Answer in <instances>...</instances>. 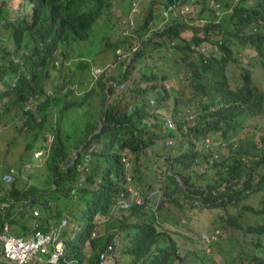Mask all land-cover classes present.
I'll list each match as a JSON object with an SVG mask.
<instances>
[{
  "label": "trees",
  "instance_id": "16d2710c",
  "mask_svg": "<svg viewBox=\"0 0 264 264\" xmlns=\"http://www.w3.org/2000/svg\"><path fill=\"white\" fill-rule=\"evenodd\" d=\"M108 1L111 2L57 0L56 4V0H0V124L6 128L1 132L10 134L15 140L22 135L20 130L24 126L27 130L41 127L43 139L46 130L53 133L51 151L44 160L45 170L38 175H43L39 182L27 178L20 184V177L24 175L19 174L25 173L22 169L11 172L10 179L6 181L10 168L16 167L9 165L0 169V234L28 236L35 229L46 232L63 216L69 219L74 211L80 210L81 224L77 227L66 225L60 231L66 243L65 252L55 262L42 264H98L99 253L106 252L107 244L114 240V253L115 256L116 251L120 253L118 259H123L122 264H204L201 256L198 258L202 262L195 258L188 244L187 247L176 244L179 237L188 243L195 242L203 221L195 217L183 226L180 216H174L176 209H168V213L161 214L166 208V198L148 205L129 198L131 195L128 196L121 160L123 150L134 153L136 160V157L139 159L138 153L146 151V147H151L154 152V147L164 145L165 141L160 138L187 134V147L174 156V160L189 164L203 157L207 162L209 152L204 151L203 145L197 147V142H203L205 136L211 135L215 139L214 134L218 132L220 139L231 140L239 133L238 125H243V119L254 123V130L264 129V122L258 125L259 118H264V92L251 83L248 73L243 75V81L236 89L223 82L221 75L225 69L220 61L225 65V61L235 59L221 50L227 47L226 38L221 45L218 38L214 42L221 47L220 53L210 51L209 56L202 52L196 55V46L206 39L209 41L210 35H196L197 28H193L190 37L184 36L181 34L183 27L178 23L170 25L163 38L154 41L155 50L146 54L150 72L140 73L127 93L112 98L106 104L107 95L113 93L117 86L107 80H114L117 75L127 79L130 77L128 72L135 68L130 63L125 69L120 67L119 74L111 73L104 79L103 74L96 76L92 66L85 61L87 56L93 57L92 51H97L100 37L97 31L90 29V23ZM117 1L127 3L130 0ZM206 2L211 15L217 10L223 12L221 19L210 24L211 33L220 38L237 33L246 17L252 16L251 10L253 19H256L259 8H264V0H237L230 11L227 9L230 5L228 0ZM54 7L57 9L52 15L50 11ZM251 42L260 51V39L254 35ZM181 72H185V76ZM209 73L215 77L205 82ZM184 77L188 79L190 88L185 99L188 105H193L196 113L194 123L185 129L182 122L177 121L174 128L166 129L162 114L171 104L172 114L177 115L181 108L177 96L180 91L173 83ZM74 84L83 89L82 93L73 98L67 95L57 98L59 89L70 90L68 85ZM41 94L45 96L44 100L35 111L22 108L26 101ZM152 97L154 104L151 105L149 98ZM72 105L80 109L92 106L94 118L86 120L84 129L70 137L71 133L65 129L61 118ZM22 111L26 119L18 125V120L23 119ZM99 122H102L101 127L94 131ZM39 135L36 133L32 137ZM244 138L250 139L247 134ZM244 144L241 139L240 146L232 148L233 141H230L228 145L238 153L230 152L234 159L227 156L210 164L216 167L220 178L216 183L226 181L231 191L229 197L239 198L242 189L253 187L261 190L260 201L264 209V176L256 181L245 180L241 188L236 185L240 178L250 177L254 169L253 165L244 168L240 158L246 152V147L240 151ZM25 146L27 149L28 144ZM74 149H77L75 160L66 165ZM85 152L89 153L85 162L88 170L82 171L77 164L83 162ZM130 171L132 175H138L137 167H130ZM148 176L147 168L138 175L142 187L153 184ZM171 179L174 180L173 177ZM78 180L83 184L76 188ZM74 189L76 193L72 192ZM121 189L125 191L123 200L127 204L124 206L123 200L119 201ZM143 197L150 202L149 195L144 194ZM36 208L37 214L33 212ZM178 208L183 209L181 202ZM171 214L175 224L164 223L162 216L170 218ZM100 217L110 218L104 221V231L94 233ZM185 227L192 236L183 235ZM212 243L215 245L216 240L213 239ZM0 264H16L5 255L2 239Z\"/></svg>",
  "mask_w": 264,
  "mask_h": 264
},
{
  "label": "clouds",
  "instance_id": "9594fccd",
  "mask_svg": "<svg viewBox=\"0 0 264 264\" xmlns=\"http://www.w3.org/2000/svg\"><path fill=\"white\" fill-rule=\"evenodd\" d=\"M153 3L155 5L152 6ZM229 3L230 5L227 7L228 11L231 10L232 5L237 3V0H228V4ZM28 6L31 7L30 4H28ZM208 7L209 5L206 0H130L127 3H121L117 0H111V2L108 1L106 6L102 9V12H97L90 23V29L97 31V33L100 34V37L97 41L99 42L97 51H92L93 57L87 56L85 61L88 62L90 66H92V72L96 76L103 74L104 79H107L111 73H114L115 75L119 74L120 67L125 69L130 63L134 64L135 68L128 72L130 77L127 79L126 76L117 75L114 80H107L108 83H115L117 86L113 93L111 92L107 95L106 104H108L112 98L116 96L120 97L122 93H127L128 87L132 85L133 80L135 81L139 77L140 73L148 74L150 72V68L147 63L149 60L147 57L149 56H146V54L155 50L156 46L154 45V41L163 38L165 31H168L170 25L178 23L183 27L181 34L184 36L190 37L193 34V28H197V32H195L196 35L203 36L205 33L206 34L204 36H207V34L210 35L209 41L206 39V41H204L200 46H196V53L194 54L199 55V53L202 52L201 54L209 56L210 51H214V53L218 54L221 52V50H223L225 53L231 54L235 58L234 60L230 59L229 61H225V65L218 59L220 64H222L223 68L225 69L224 74L221 75L224 83H228L231 87L236 89L239 85H241L243 81V75L248 73L247 76H250L251 83L264 92V86L262 85L264 76L262 78V76L255 70V68H258L261 71L264 70V8H259L256 19H253L254 12L251 10L252 12L250 11L249 13H251L252 16L246 17L244 24L238 28L239 31L237 33L225 34V36L222 35L223 38H220L219 35L217 36L214 33H211L212 31L210 29V24L211 21H217L218 18L221 19L223 17V12H219L217 10L211 15ZM56 9L57 8L54 7L50 11L52 15H55ZM254 35L260 39V51H258L251 42L254 38ZM211 36H215V38L212 39ZM262 37L263 40L261 41ZM217 38L219 39V45H221L224 41V38H226L228 40L226 45L227 47L221 48L218 44H214ZM212 43L216 46V48L209 47L212 45ZM143 59H145V63ZM138 64L141 65L137 67ZM181 73L185 76V72ZM122 77H125L124 80L119 82L118 80H120ZM213 77L215 76H213L212 73H209L207 79H205V82H207L208 79L211 80ZM253 77L259 78L261 81L256 82ZM182 80L185 81L186 85L188 86V79L186 80L184 77ZM182 80H177L176 83H173L176 86V89L180 91L177 96L179 95L181 108L178 110L177 115L174 116L172 114L171 104H169V109L165 110V112L162 114L163 126L166 129L174 128L177 121L182 122L185 129L188 124L194 123V116L196 113L195 110H193V105H188L186 99L183 100L182 98L183 93L182 86L180 84ZM12 81H14V79H12ZM57 82L59 84L60 81L58 80ZM68 86L70 90L59 89L56 92L57 98L64 97L65 95H67L68 98H73L82 93L83 89H80L78 84ZM44 97L45 96L41 94L38 97L29 99L26 101L27 104L24 103L26 105L25 108L35 111V108L40 106V102H43ZM30 102H33L34 108L31 107L32 105ZM149 103L151 105L154 104L153 97L149 98ZM181 104H183V106H181ZM75 107V105H72L68 107L67 110L73 109ZM67 110L64 112L61 119L68 116ZM21 117L25 120L26 114L24 113L23 116L21 115ZM37 119H39V117H37ZM101 125L102 122H99L98 127L94 131H98ZM240 131L241 130H239V133L231 140L220 139L219 133L217 132L214 134L215 139H213L211 135H207L204 137L203 142L198 141L197 147H202L203 145L204 151L209 152L207 162L203 159V157L198 158V162L189 164H186V162L180 163L174 160V156L182 153L183 148L187 147L185 143L188 138L187 134L184 136H180L179 134L175 137L160 138L165 141L164 145L154 147V152H152L151 147H146V151L138 153L139 159L136 157V160L134 153H131L128 150H123L124 154H122L123 156L121 157V160L125 168V178L126 184L128 186L127 192H129L128 196L131 195L129 198H134L136 202L141 203L144 201L145 205H148L153 202H158L162 198H166L167 203L164 204L166 206L165 210H163L165 211L164 213H168V209H176L174 216L179 215L181 217L183 212L188 209L196 210L197 213L200 214V216L195 215L196 219H201L202 221L204 218L201 216V212L206 208V205L209 208H221L220 206L225 208V213H220L219 217L215 218L214 220L221 222V231H219V228H213L212 230L207 231V234L204 235L201 227L200 234L195 242H185L184 244V241L182 240L184 239L183 237L182 239L179 237L177 241L175 240L179 247H187L188 244L189 248L194 251V256L199 262H202V259L198 258L200 256L197 251L192 248V246H199L200 248L205 244L209 246L213 239L217 241L220 236L227 237L232 242V237L225 234L227 228L225 221L229 222L228 218L230 217V215L227 216V211L232 213V211H229V209H231V205L237 206L240 204L242 210H246L250 213L264 212L263 204L260 201V199H262L261 190H254L253 187H246L244 190H241V193L238 195L239 198L229 197V193L231 191H229L227 188L226 181L221 180L220 183H216V181L220 178H218L216 167L210 164L214 161L222 160L223 157L230 156L231 158L234 153L232 148L240 146V141L242 139V142L245 144L241 147L240 151H243L244 147H246V152H244L242 156L240 155V158L243 159L244 168L253 165L254 169L252 171L253 174H251L250 177L247 175L246 178H240L236 185L241 188V184H243L245 180L256 181L259 179V177L264 176V141H262L264 129H256L250 134L246 133L250 139L244 138L246 134L244 136H240ZM255 132L257 133L256 140L253 136ZM44 134L45 138L43 139L41 136V142L32 151L33 156L39 161L38 165H42V163H44V160L51 151L52 146L53 133L50 130H46ZM230 141H233L232 148L228 145ZM252 141L253 145L251 144ZM213 145L214 149L220 147L226 148L227 155L222 156L221 154L213 151ZM91 148H89V151ZM39 150L42 151V154L36 156L35 152ZM76 152L77 149L72 151L71 157L66 162V165L74 162ZM230 152H233L232 155H230ZM235 153L238 154L237 152ZM73 157L74 159H72ZM88 157L89 153L85 152L82 158L83 162L77 164L79 170H88V166L85 163ZM231 159L233 160L234 157L232 156ZM192 166L196 167L195 173L196 176L199 177L198 179L188 175V168ZM130 167H137L138 175L144 171L145 168H147L148 172L150 173L148 179H150L153 184L147 187H142L139 182L138 175H132ZM11 168H13L14 171L18 169L14 167ZM28 168L29 165L24 163L23 167L19 169H22L23 171L27 170ZM210 170L212 171L211 175H209L210 177L206 179L205 174H209ZM21 175H24V173L21 172ZM171 177H173L174 180L171 179ZM27 178L29 177L27 176ZM82 184L83 183L81 180H78L76 188L80 187ZM72 192L76 193V189L72 190ZM152 192H155L159 195L157 200H153L152 196L150 195ZM254 193H258L257 204H251L248 202V200L251 199H246L248 195H252ZM119 194V201H121L124 199L123 194H125V191L121 189ZM144 194L149 195L150 202H146L144 200ZM208 195L209 197L206 198ZM253 199H256V197ZM180 202L182 204V210L178 208L180 207ZM126 204V201L123 200L122 206ZM242 210L235 212V215L233 214L234 223H229L235 229L239 228V233L241 234L250 232L251 237L248 242L254 243V245L249 246V251H244L238 247L234 249L232 244V247L229 251L231 255L230 259L232 261H229L231 264H237L235 262L237 254L243 251L247 252L248 255L242 259L239 264H264V257L260 258L250 251L255 247V244L259 245L260 240L264 237V222H256L253 225L242 222V220L237 218L238 216H242ZM33 212L37 214L38 208L34 209ZM222 216L223 218L225 217L223 219L224 223L222 222ZM108 218H103L101 221H105ZM63 220H65V222H63ZM66 225H69V219L68 217L63 216L57 224L51 225L50 229L46 232L40 229H35L28 236H18L25 239H32L36 230L49 233L53 229H56L58 231V237L64 241V239L60 236V231ZM35 226L36 223H34L33 227L35 228ZM96 232L97 231L95 230L94 233ZM182 233L184 236H192L188 229H183ZM193 237H196V234H194ZM113 243H108L112 244V248H107V251L105 252L106 254L110 253L113 256V260L111 262H107V264H122L118 259L120 253L116 251V256L114 253V249L116 250L115 240ZM231 251L237 252L235 254H231ZM14 261L16 262V260ZM27 264L35 263L32 262Z\"/></svg>",
  "mask_w": 264,
  "mask_h": 264
},
{
  "label": "rangeland",
  "instance_id": "374dc122",
  "mask_svg": "<svg viewBox=\"0 0 264 264\" xmlns=\"http://www.w3.org/2000/svg\"><path fill=\"white\" fill-rule=\"evenodd\" d=\"M13 3H16V2H13ZM13 9H16V6H13ZM211 37L212 39L215 38V36L214 37L211 36ZM209 47L216 48V46L213 43ZM246 52H250V51H246ZM140 65L141 64H138L137 67H139ZM255 70L263 78L264 70L261 71L258 68H255ZM51 72H54V70L52 69ZM254 80L256 82L261 81V79L259 78H254ZM180 84L182 86V93H183L182 98L184 100L186 98L185 96L188 95L189 87L186 85L185 81L183 80L180 82ZM262 85L264 86V79H263ZM30 103L32 105L31 107L34 108L33 102H30ZM25 106L22 108L25 109ZM181 106H183V104H181ZM67 112H68V116L63 118L62 120L65 125V129L71 133L69 134L70 137H73L74 134H77L80 130L84 129L83 125L86 120H89V119L92 120L94 118L93 107L88 106V105L84 106V109H80V107H75L73 109H68ZM21 114L23 116L24 112L22 111ZM7 115H10V114L7 112ZM10 122L12 121L10 120ZM23 122H24V119L18 120V125L23 124ZM261 122H264L263 117L259 118L258 125H260ZM247 124L248 126L245 127ZM13 127H15V125ZM253 128H254V123L250 124L244 119H243V125H238V130H241L240 136H244L246 133H249V134L253 133L254 132ZM262 128H257V129H262ZM1 129H6L3 124L2 125L0 124V169H4L5 167L9 165H13L19 169L23 167L24 163H27L29 165V168L27 170H24L25 172L24 177L23 176L20 177L22 181H19V183L20 184L23 183L24 179L27 180V176L31 179L32 182L33 181L39 182L43 178V175L40 177H38V175L43 170H45V164L42 163V165H38L39 161L37 158L33 156L32 149L37 147V145L41 142L40 137L42 133V128L38 126L34 130H27L26 127L24 126L22 130H20L22 135L17 137L16 140L14 139V137H11L10 134L6 133L5 135H3L4 132L3 131L1 132ZM36 133H39L40 135L37 136V138H33L32 135ZM253 136L256 140L257 133L255 132ZM26 144H28L27 149L24 148ZM212 150L217 152L218 154H221L222 156L227 155L226 148L220 147V148L214 149V145H213ZM145 155L147 156L146 153ZM195 170H196V167L194 166L189 167L188 175L190 177L198 179L199 177L196 176ZM211 172L212 171L210 170L209 174L208 173L205 174L206 179L210 177L209 175H211ZM150 195L152 196L153 200H157L159 198V195L156 194L155 192H152ZM255 197L256 199H253ZM257 198H258V193H254L246 197L247 200L251 199V200H248V202H250L251 204H257ZM220 207L221 208H209L206 205V208L203 209V211L201 212V216L204 218L202 222V230L204 232V235L207 234V231L212 230L213 228H219V231H221V227H220L221 222L217 220L214 221L215 218L219 217L220 213H225V208H223L222 206ZM230 208L231 209H229V211H232V213H229L227 211V216L230 215L228 220L229 222L234 223L233 214L235 215V212H237L238 210L241 211L242 208L240 207V204L237 206L231 205ZM164 212L165 211H161V214H164ZM251 213L246 210H242V216L241 217L238 216L237 218L242 220V222L246 224H252V225L256 222H264V212H259V213L251 212ZM195 215L200 216V214L197 213L196 210L188 209L183 212L179 221L182 222L184 226L187 222L190 223L191 220H195ZM131 218H134V217L131 216ZM224 218L222 216L223 223H224V220H223ZM162 219L164 220V223L167 224V223H172V221L174 220V217L172 214L170 218H167L163 215ZM99 220L100 222L98 223V226L96 229L98 233L104 231L106 228L104 220L101 221V217ZM81 221L82 219H81L80 210L74 211L73 214H71V217H69V226L77 227L78 224H81ZM229 222L225 221V224L227 226L225 234L232 237V242L229 240V238L220 236L219 239L216 241L215 245H213L212 243L209 244L210 249L207 244L202 245L201 248L199 246H192V248L197 251L199 256H201V258L204 261V264H231L229 261L231 258L229 251L232 247V244H233L234 249L238 247L244 251H249V246L254 245V243L248 242L251 237L250 232L241 234L239 233L240 232L239 228L235 229L234 227L230 225ZM172 224H175V222H173ZM183 229L186 230L188 229V227H185ZM184 244H185V241H184ZM250 251H252V253L259 256L260 258H263L264 257V237L260 240V244L259 245L255 244V247L252 248ZM236 252L237 251H233V252L231 251V254L233 253L235 254ZM247 255H248L247 252H243V251L239 252L237 254L235 262L239 264L241 260L244 259ZM122 260H121V263H122Z\"/></svg>",
  "mask_w": 264,
  "mask_h": 264
},
{
  "label": "built area",
  "instance_id": "2783aa9c",
  "mask_svg": "<svg viewBox=\"0 0 264 264\" xmlns=\"http://www.w3.org/2000/svg\"><path fill=\"white\" fill-rule=\"evenodd\" d=\"M41 154L42 151L40 150L35 152L36 156ZM13 171L14 169L11 168L10 173L5 177L6 180L10 179L11 172ZM0 239L4 243L5 255L16 260L17 264L55 262L66 249L65 242L58 237L56 229H53L49 233L36 230L32 239L7 234H0ZM107 248L111 249L112 244H108ZM112 260V254H106L103 251L99 255L98 264H107V262H111Z\"/></svg>",
  "mask_w": 264,
  "mask_h": 264
},
{
  "label": "water",
  "instance_id": "95a60500",
  "mask_svg": "<svg viewBox=\"0 0 264 264\" xmlns=\"http://www.w3.org/2000/svg\"><path fill=\"white\" fill-rule=\"evenodd\" d=\"M72 159H74V157Z\"/></svg>",
  "mask_w": 264,
  "mask_h": 264
}]
</instances>
